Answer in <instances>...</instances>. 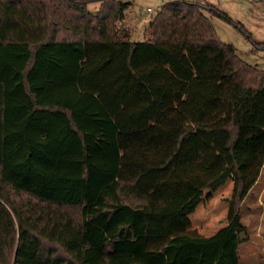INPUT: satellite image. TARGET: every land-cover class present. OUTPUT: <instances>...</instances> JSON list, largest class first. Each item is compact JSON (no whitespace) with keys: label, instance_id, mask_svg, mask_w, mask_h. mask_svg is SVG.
Instances as JSON below:
<instances>
[{"label":"trees","instance_id":"1","mask_svg":"<svg viewBox=\"0 0 264 264\" xmlns=\"http://www.w3.org/2000/svg\"><path fill=\"white\" fill-rule=\"evenodd\" d=\"M131 0H0V264H239V205L264 164V70L223 42L207 1L160 4L143 40ZM92 4L93 7L90 5ZM87 43L121 45L157 113L119 130L85 85ZM235 175L209 237L148 249V218L191 213Z\"/></svg>","mask_w":264,"mask_h":264},{"label":"rangeland","instance_id":"2","mask_svg":"<svg viewBox=\"0 0 264 264\" xmlns=\"http://www.w3.org/2000/svg\"><path fill=\"white\" fill-rule=\"evenodd\" d=\"M166 1L171 0L130 1L124 10L120 26L129 31L131 40H143L145 38L148 21L160 4ZM197 1H207L225 10L235 23H238L252 34L255 41H264V0ZM90 6L93 7L92 4ZM148 8L151 10H148ZM211 20L223 42L232 43L237 48L240 58L264 70V50H252L254 44L244 30L218 17L212 16ZM90 56L91 59L89 58L86 64H81L86 72L85 85L88 88L89 86L93 88L98 84H92V81L102 75L104 81L102 84L103 92L107 94L105 96L115 102L116 109L119 112L126 111L128 116H134L143 99L139 94L138 86L140 85L127 71L125 64L126 51L121 45H117L113 46L109 52L96 53ZM125 102H128L126 108H124L126 106ZM235 184V175L231 174L221 188L216 191L207 190L204 195L202 207L208 209L210 215L219 214L221 219L219 222L214 223V227L223 225L232 215ZM238 210L241 222L245 227L243 230L244 235L247 237L241 241L239 246V264H264V166L257 185L240 203ZM157 219L156 217H150L149 222L152 223L149 230L151 235H155L157 232L162 233L161 237L165 239L172 235V226H184L186 215L173 216L158 221Z\"/></svg>","mask_w":264,"mask_h":264},{"label":"crops","instance_id":"3","mask_svg":"<svg viewBox=\"0 0 264 264\" xmlns=\"http://www.w3.org/2000/svg\"><path fill=\"white\" fill-rule=\"evenodd\" d=\"M140 26V25H139ZM89 44V45H88ZM88 46V49L86 50V47ZM113 46H117V44L114 45H105V44H94V43H87L85 45V58L82 60L81 64H86L87 60L91 57L90 55L96 54V53H105L109 52ZM89 50V51H88ZM91 59V58H90ZM101 75V74H100ZM103 76L96 77L95 80L92 81V84H98L96 86H89V90L98 97V99L102 102L106 110L111 115L113 121L115 122L117 128L119 130H132L137 128H143L145 126H148L152 124L156 118L157 113L154 111L150 98L147 94V92L141 87L138 86L140 92V96L142 97V104L139 105V107L136 109V114L134 116H128L126 114V111L119 112L118 109H116L115 102L109 99L105 92H103ZM126 108L128 106V102H125ZM124 110V109H123ZM136 125V126H135ZM264 166V164H263ZM262 166V168H263ZM261 168V171H262ZM260 171V174H261ZM260 177V175H259ZM258 179L254 183V185L250 188L248 194L251 193L253 188L257 185ZM221 188V187H220ZM206 192L204 193V195ZM203 196V200H204ZM203 200L200 202V204L189 214L186 215V219L184 220V226H172V235L168 238H162V233L160 234L157 232L155 235H151V232L149 230V226L151 223L149 222L150 217L148 218V233L146 237V247L148 249H160L167 241L172 239L175 236L178 235H188L191 237H209L213 235L219 228L227 225L230 221V218H228L225 223L219 227H214V223L219 222L221 219L219 217V214L210 215L208 212V209H205V207H202ZM196 210V211H195ZM168 219V218H165ZM159 219H157L158 221ZM156 221V220H155ZM177 221V220H174ZM164 239V240H163ZM241 244V243H240ZM240 246V245H239ZM240 257V252H239Z\"/></svg>","mask_w":264,"mask_h":264},{"label":"water","instance_id":"4","mask_svg":"<svg viewBox=\"0 0 264 264\" xmlns=\"http://www.w3.org/2000/svg\"><path fill=\"white\" fill-rule=\"evenodd\" d=\"M240 241L245 240L247 237L244 235V231L239 232L238 234Z\"/></svg>","mask_w":264,"mask_h":264},{"label":"built area","instance_id":"5","mask_svg":"<svg viewBox=\"0 0 264 264\" xmlns=\"http://www.w3.org/2000/svg\"><path fill=\"white\" fill-rule=\"evenodd\" d=\"M148 10H151L150 8H148Z\"/></svg>","mask_w":264,"mask_h":264}]
</instances>
